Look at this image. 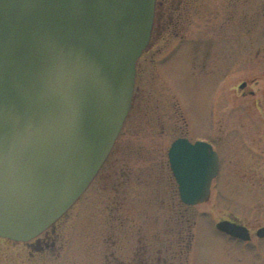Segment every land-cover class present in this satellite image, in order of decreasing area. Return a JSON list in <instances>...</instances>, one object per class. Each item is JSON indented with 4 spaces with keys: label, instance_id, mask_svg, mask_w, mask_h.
<instances>
[{
    "label": "rangeland",
    "instance_id": "1",
    "mask_svg": "<svg viewBox=\"0 0 264 264\" xmlns=\"http://www.w3.org/2000/svg\"><path fill=\"white\" fill-rule=\"evenodd\" d=\"M209 2L217 12L223 4ZM237 9L252 32L243 29L223 55L212 51L206 65L201 50L196 57L187 45L173 51L171 36L151 47L138 61L130 116L99 175L51 229L47 244L0 238V264H104L110 251L122 257L134 251L140 230L166 240L164 227H150L155 219L193 213L192 264H264V238L256 235L264 228V0H241ZM232 54L241 56L238 65ZM182 136L211 142L222 159L211 197L193 209L182 205L169 166V148ZM125 218L136 225L121 231L115 222L113 246L107 225ZM229 219L250 230L248 250L227 244L214 228Z\"/></svg>",
    "mask_w": 264,
    "mask_h": 264
},
{
    "label": "water",
    "instance_id": "2",
    "mask_svg": "<svg viewBox=\"0 0 264 264\" xmlns=\"http://www.w3.org/2000/svg\"><path fill=\"white\" fill-rule=\"evenodd\" d=\"M155 5L0 0V237L36 238L90 186L129 115ZM169 157L182 200L206 201L218 171L212 146L181 139ZM217 227L250 238L229 221Z\"/></svg>",
    "mask_w": 264,
    "mask_h": 264
},
{
    "label": "flooded vegetation",
    "instance_id": "3",
    "mask_svg": "<svg viewBox=\"0 0 264 264\" xmlns=\"http://www.w3.org/2000/svg\"><path fill=\"white\" fill-rule=\"evenodd\" d=\"M221 1H223V4L217 12L215 10H211L212 6L210 5L209 0H156V12L150 48L145 54L150 52L151 47L161 46V41L166 40L167 38H170L169 36H171V38H174V41L170 44L173 51H180L185 45H187L190 47V56L192 53V56L196 57V51L201 50L202 61L205 65L210 62V53L212 51L215 53L217 49V54L223 55L226 51L227 44H230L232 41H234L235 44L241 40L240 36L243 33V29L249 30L250 33L253 29L251 27L248 29V27L246 28V26H243V20H241L242 18L240 17L242 14L237 9L241 0ZM244 18L246 19L247 17H243V19ZM252 24H255L253 20ZM183 34H187V36ZM237 35L239 36L237 37ZM227 41H229V43H227ZM167 45L169 44H165V46ZM158 50L160 51L161 49ZM232 55H235L232 63L238 65L241 61V56L239 55L240 57H237L236 54ZM194 61L195 59L193 58L192 62ZM198 140L200 139H195L192 143H195ZM212 145L216 150L214 144ZM169 166L172 177L178 187L179 195V186L172 172L170 163ZM221 168L222 159L220 155L217 178L221 174ZM213 189L214 185H212V191ZM171 203H169L170 209L173 211ZM182 205L188 207V209L196 207L186 205L184 203H182ZM229 220L232 222L234 221L232 219ZM115 222H119L121 231L125 227L127 229L130 225H136L135 220L129 218L110 220L107 227L109 228L111 235L108 238L109 240H113V246L116 244L115 237H113L116 233L114 232V229L116 230L114 225ZM154 222H156V224H153L150 227H155V232L158 231V227H164V232H168L166 240L162 242L160 241L159 243V241H157L158 238L156 234L152 236H144L142 230H140V236L142 237L137 240V248H135L134 251L129 252L124 257L119 254L116 256L114 251H110L105 254L104 264H192L191 257L194 253L196 244L194 234L196 222L194 220V213L192 218H178L176 220L166 218L163 219L161 223L160 220L155 219ZM51 231L52 230L50 229V231L46 232L43 237L32 241V243L35 242L40 245L44 241V244H47L51 239L48 235ZM221 235L225 237L227 244L236 245L240 248V251L244 250L243 246H245L248 250L249 244H251V241L244 243L243 241L226 234L221 233ZM128 237L130 238L131 236ZM106 239L107 238H105V243L108 245ZM253 248H255V244ZM110 261L112 262L110 263Z\"/></svg>",
    "mask_w": 264,
    "mask_h": 264
}]
</instances>
